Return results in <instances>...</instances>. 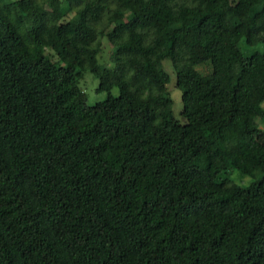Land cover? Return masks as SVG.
<instances>
[{
    "label": "trees",
    "instance_id": "obj_1",
    "mask_svg": "<svg viewBox=\"0 0 264 264\" xmlns=\"http://www.w3.org/2000/svg\"><path fill=\"white\" fill-rule=\"evenodd\" d=\"M261 46L264 0H0V264H264Z\"/></svg>",
    "mask_w": 264,
    "mask_h": 264
},
{
    "label": "rangeland",
    "instance_id": "obj_2",
    "mask_svg": "<svg viewBox=\"0 0 264 264\" xmlns=\"http://www.w3.org/2000/svg\"><path fill=\"white\" fill-rule=\"evenodd\" d=\"M240 48L244 51V45L243 43L240 44ZM264 48L261 46V50ZM112 52L111 45L105 40V38L102 39V50L100 54L98 55L97 60L95 61V65L97 67L101 65H107L110 63V55ZM163 66L164 68L169 72L171 80L168 84V90L170 92V96L173 100L172 104V110L174 118L177 120L182 121L181 117V110H182V101H181V93L180 90L175 86V74L173 73L171 62L168 59L163 60ZM239 63L237 60L233 61V69L235 72V75L238 76L239 73ZM82 83V87L85 90L87 94V100L89 103H93L98 100H102L106 96V91H97V79L93 77V75L89 72H86L83 76V78L80 81ZM114 93L117 92L116 89H113ZM262 107L264 108V101L262 102ZM257 123L260 128L264 129V120L261 121L260 119H257ZM226 177L231 181L241 186H246L252 181H254L256 178L249 176V175H243L241 174L237 169L231 168L228 169V172L226 173Z\"/></svg>",
    "mask_w": 264,
    "mask_h": 264
}]
</instances>
